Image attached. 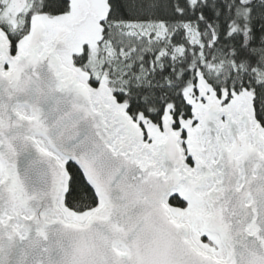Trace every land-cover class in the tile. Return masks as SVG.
Segmentation results:
<instances>
[{"label":"snow or ice","instance_id":"6c2138e0","mask_svg":"<svg viewBox=\"0 0 264 264\" xmlns=\"http://www.w3.org/2000/svg\"><path fill=\"white\" fill-rule=\"evenodd\" d=\"M0 264H264V0H0Z\"/></svg>","mask_w":264,"mask_h":264}]
</instances>
